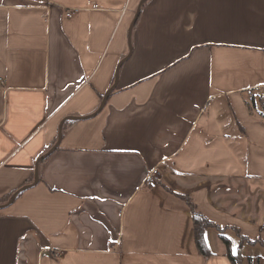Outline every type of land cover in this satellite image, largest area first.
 Returning a JSON list of instances; mask_svg holds the SVG:
<instances>
[{
	"label": "crops",
	"instance_id": "obj_1",
	"mask_svg": "<svg viewBox=\"0 0 264 264\" xmlns=\"http://www.w3.org/2000/svg\"><path fill=\"white\" fill-rule=\"evenodd\" d=\"M51 1L0 0V205L92 117L0 207V264H264V0H147L131 53L141 0Z\"/></svg>",
	"mask_w": 264,
	"mask_h": 264
},
{
	"label": "trees",
	"instance_id": "obj_2",
	"mask_svg": "<svg viewBox=\"0 0 264 264\" xmlns=\"http://www.w3.org/2000/svg\"><path fill=\"white\" fill-rule=\"evenodd\" d=\"M75 121L76 120H74V119L66 120V122L64 123L63 130H65L67 125L72 124ZM181 196L188 202V204L192 210V213H193L195 242H196V245H197L199 252L206 257L213 255L214 252L212 251V249L209 245V242H208V239L206 236V231L211 227L219 228L220 226L215 224L213 221H211L203 213L196 210L195 205L193 204L192 200L188 196H184V195H181ZM10 198H11V195L7 196L3 200V202H8ZM224 229L225 228L221 229V227H220L221 232H223ZM221 236L224 239L226 246L228 247V253L230 254L231 253V247H230L231 242L224 234H221ZM241 237H242L243 241H249L250 243L261 242L264 245V241L262 239L251 240L250 238L243 236L242 234H241Z\"/></svg>",
	"mask_w": 264,
	"mask_h": 264
},
{
	"label": "water",
	"instance_id": "obj_3",
	"mask_svg": "<svg viewBox=\"0 0 264 264\" xmlns=\"http://www.w3.org/2000/svg\"><path fill=\"white\" fill-rule=\"evenodd\" d=\"M145 1H147V0H141V2H140V4H139V7H138V10H137V12H136L135 18H134V20H133V22H132V25H131V27H130V30H129L130 53H131V51H132V49H133V44H132V41H131L132 31H133V29H134V27H135V25H136V23H137V21H138V19H139V16H140V13H141V8H142V5H143V3H144ZM127 57H129V55H128ZM127 57L124 58V59L120 62L119 66H118V68H117V71H116L115 82H114L113 86L109 89V91L107 92V94H105L104 99H103V101H102V104H101L100 108L97 110V112L100 111V110L103 108V106H104V104H105V101H106L107 98L109 97L110 93H111V92L114 90V88L117 86V82H118V79H119V73H120L121 66H122L123 63L128 59ZM97 112H95V113L92 114V115H95ZM88 117H92V116H69V117L64 118V119L62 120V122H61V124H60V126H59V134H58L57 142L52 146V148H51L48 152H46L45 154H43V155L38 159V161H37V163H36L35 179H34V181H33L32 183H30V184H26V185L22 186L19 190H17V191L13 194V196L9 199L8 202H6V203L3 204V205H0V207H3V206H5V205H9L10 203H12V202L16 199L17 195H18L20 192L25 191V190L28 189V188H31L33 185H36V184L39 182V179H40V175H39V164H40V161L43 160V159H45L46 157H48V156H49L54 150H56L57 147L59 146L60 141H61L62 136H63V126H64V123L66 122V120H71V119L78 120V119H84V118H88Z\"/></svg>",
	"mask_w": 264,
	"mask_h": 264
},
{
	"label": "built area",
	"instance_id": "obj_4",
	"mask_svg": "<svg viewBox=\"0 0 264 264\" xmlns=\"http://www.w3.org/2000/svg\"><path fill=\"white\" fill-rule=\"evenodd\" d=\"M52 1L51 0H48V4H50ZM66 15L69 16V17H72L73 15V11L72 10H67L66 11ZM2 81V80H1ZM159 175V171L157 169H154L152 172H150V174L148 175V179H154L156 176ZM50 249H43L42 250V254L44 256H48L50 255Z\"/></svg>",
	"mask_w": 264,
	"mask_h": 264
},
{
	"label": "rangeland",
	"instance_id": "obj_5",
	"mask_svg": "<svg viewBox=\"0 0 264 264\" xmlns=\"http://www.w3.org/2000/svg\"><path fill=\"white\" fill-rule=\"evenodd\" d=\"M261 103H262V105H263V100L261 101ZM216 224V223H215ZM218 225V224H217ZM215 228H217V227H215ZM220 232H221V230H220V227L219 228H217ZM221 229H223V228H221ZM223 231V230H222ZM255 250L256 251H253V252H261V250L263 251V249L261 248V247H257V248H255Z\"/></svg>",
	"mask_w": 264,
	"mask_h": 264
}]
</instances>
